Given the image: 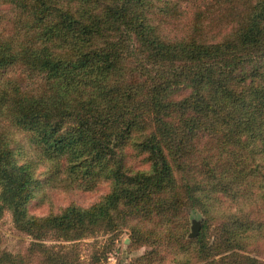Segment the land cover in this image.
I'll use <instances>...</instances> for the list:
<instances>
[{"label":"trees","instance_id":"obj_1","mask_svg":"<svg viewBox=\"0 0 264 264\" xmlns=\"http://www.w3.org/2000/svg\"><path fill=\"white\" fill-rule=\"evenodd\" d=\"M185 1L193 12L177 27ZM0 8V216L8 211L31 239L24 253L0 252V264H78L74 241L128 218L133 240L174 246L164 264H264L247 250L264 223L245 212L238 186L249 173L264 177V0H0ZM182 85L190 92L173 99ZM19 135L32 153L21 164ZM125 148L147 168H128ZM37 162L51 187L107 180L109 190L89 206L32 216ZM218 192L232 208L218 207ZM251 195L264 198V178ZM186 205L206 220L181 244L187 220L177 210ZM142 218L153 223L137 225ZM99 249L87 264L101 263Z\"/></svg>","mask_w":264,"mask_h":264},{"label":"rangeland","instance_id":"obj_2","mask_svg":"<svg viewBox=\"0 0 264 264\" xmlns=\"http://www.w3.org/2000/svg\"><path fill=\"white\" fill-rule=\"evenodd\" d=\"M186 3L187 2L185 1L182 5L183 12L180 15V18L177 20V27H184L185 23L188 22L193 12V6L190 5L189 7ZM171 25L172 24L170 22L168 26ZM260 63L264 62H259L257 64ZM253 67H255L253 64L244 66V68L241 70L243 73L238 72V74H245ZM259 67L264 68V66ZM249 79L250 78H247L246 81H249ZM233 86L236 87L238 85L234 83ZM189 90V87H183L182 85L171 94V97L173 99H179L182 96L188 94L190 92ZM17 143L19 146V152L15 155V158L17 163L21 164L28 161L32 153L23 135L18 136ZM136 151L137 150H134L133 148L124 149L123 155L125 157L126 166L132 170L146 169L147 163L143 158L144 155H140ZM249 165L245 167H248ZM239 166L240 165H238V168ZM251 171L252 168L250 169V172ZM201 172L202 169L200 165L192 166L191 173L198 176ZM249 174L246 180L242 179L241 181L243 183H239L238 185L239 188L245 185L247 189L245 192L246 200L241 206H243L244 210H246L245 212L250 214L251 219L254 222L257 221L264 223V198L262 200H258V202L255 203L253 201V196L251 195V193L258 191L260 182L264 177L262 178L260 175L249 176ZM33 175L37 183L36 191L34 196L26 203V210L28 214L32 216H43L48 212H58L60 209L70 203H75L83 207L89 206L93 202L99 200L109 190L110 187V182L107 180H101L89 189H84V187L78 188L74 185H70L68 188L67 182H61L60 185L57 182L54 183L55 187H51L50 182H52V180L49 177L48 168L42 162H37V164L34 165ZM238 181L239 180H236L234 182L236 183ZM218 194V207L221 210H229L232 208L233 204L230 197L227 196V192H218ZM243 200L244 199L240 197L239 204L241 203L240 201ZM177 211L180 217L184 216L187 220L185 239L181 240V244H185L187 239L196 237L200 227H202V224L206 220V214H204V212H202V210L197 207L190 210L189 206L187 205L181 206ZM258 214L261 215L260 219L257 217ZM133 220L134 219L128 218L126 223L119 224L118 227L113 231L104 233L98 232L94 236L74 241L77 243L79 253L78 264H87L89 251L92 245L94 247L99 246V251H103L100 264H164L166 263V260L168 262L175 252L174 246L168 240L160 241L157 244L144 242L143 238L133 240L130 231L131 226L136 223L133 222ZM193 221L198 222L199 228L197 234L194 237H189L188 234L191 232V225ZM212 222L215 221H211L210 223ZM152 223V219L148 220L146 218H142L137 225L143 226ZM261 229L264 232V227H261ZM45 241L50 245L60 242L55 240ZM30 242L31 239L29 235L18 230L11 221L10 213L8 211H4L2 216H0V252L9 251L11 253H24ZM62 243L66 245L68 244L64 241H62ZM247 250H249L252 255L264 259V235L259 238L257 237L256 240L251 242L247 246ZM147 253L151 254L146 257L145 255ZM148 258L152 259L149 260ZM36 260V258H32V264H36ZM190 260L195 261L193 258ZM191 264H194V262Z\"/></svg>","mask_w":264,"mask_h":264},{"label":"water","instance_id":"obj_3","mask_svg":"<svg viewBox=\"0 0 264 264\" xmlns=\"http://www.w3.org/2000/svg\"><path fill=\"white\" fill-rule=\"evenodd\" d=\"M199 228L198 222L193 221L191 225V232L188 234L189 237H194L197 234Z\"/></svg>","mask_w":264,"mask_h":264}]
</instances>
